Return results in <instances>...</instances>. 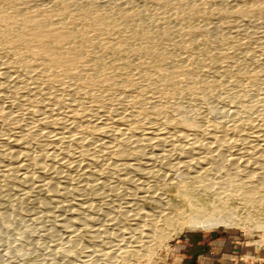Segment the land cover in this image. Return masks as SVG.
Returning a JSON list of instances; mask_svg holds the SVG:
<instances>
[{
    "label": "rangeland",
    "instance_id": "1",
    "mask_svg": "<svg viewBox=\"0 0 264 264\" xmlns=\"http://www.w3.org/2000/svg\"><path fill=\"white\" fill-rule=\"evenodd\" d=\"M261 143L264 0H0V264H264Z\"/></svg>",
    "mask_w": 264,
    "mask_h": 264
},
{
    "label": "bare ground",
    "instance_id": "2",
    "mask_svg": "<svg viewBox=\"0 0 264 264\" xmlns=\"http://www.w3.org/2000/svg\"><path fill=\"white\" fill-rule=\"evenodd\" d=\"M2 12V11H1ZM5 15V14H4ZM8 17V16H7ZM9 19V18H8ZM2 20V19H1ZM7 21V20H6ZM6 23V22H5ZM12 24V23H11ZM26 25V24H25ZM30 26H32V25H30ZM27 27V26H26ZM35 28H37V27H35ZM38 29V28H37ZM45 30H47V29H45ZM45 30H44V32H42V33H40L38 36L39 37H33V32H32V35L30 34V36H32L33 38L31 39V38H29L30 39V41L31 40H33L34 38H38V39H35V43H36V41L37 42H40L41 43V41L43 40H45L46 41V39L47 38H49L50 37V35H49V32L47 31V32H45ZM34 31V33H35V30H33ZM39 31H40V29H39ZM41 31H43V29L41 30ZM30 32V31H29ZM28 32V33H29ZM31 33V32H30ZM39 33V32H38ZM51 34V33H50ZM35 36L37 35V34H34ZM25 36V35H24ZM28 36V35H27ZM21 37H23V36H21ZM57 37V36H56ZM9 38V37H8ZM28 38L27 39H25V37H24V39H25V41L26 40H28ZM23 39V40H24ZM29 40H28V42H30ZM42 41V42H43ZM13 42V41H12ZM15 42H16V40H15ZM32 43H33V41H31ZM49 42V41H48ZM31 43V44H32ZM51 43V42H50ZM30 44V43H29ZM37 44H39V43H37ZM44 44V43H43ZM48 45V44H47ZM29 46H31V45H29ZM33 46H35V45H33ZM41 46V45H40ZM44 46V45H43ZM33 49V48H32ZM39 47H38V52H39ZM36 51V50H35ZM55 51V50H54ZM30 52V51H29ZM37 52V51H36ZM37 54V53H36ZM40 54V53H39ZM49 55V54H48ZM37 56V55H36ZM44 56V55H43ZM55 56V55H54ZM52 58V57H51ZM55 58V57H54ZM57 58V57H56ZM42 59V58H41ZM52 61V60H51ZM54 61H56V60H54ZM260 136V135H259ZM258 137V136H257ZM161 140V139H160ZM261 141H262V139H261ZM104 143V142H103ZM261 144H264V143H261ZM19 154V153H18ZM121 154V153H120ZM17 156V155H16ZM244 191V190H243ZM249 192V191H248ZM250 195V194H249ZM248 200L249 201H252L251 200V198H248ZM217 203V202H216ZM250 203H252V202H250ZM218 205V204H217ZM211 209L209 208V210H205V209H200L199 211H197V213H196V215L193 217H188L189 219H187L186 220V223H187V225L190 227V228H192V229H203V230H205V229H209V228H216V227H222V228H226V227H229V226H232L233 228H235V227H237V225H236V223L234 222V221H232V222H229V221H227V220H222V218H224L222 215V217H214V215L212 216V212H213V210L215 209V207H216V204L215 203H211ZM206 207V206H205ZM196 209V208H195ZM218 209V208H217ZM219 211H218V213L222 210V211H225L224 210V208H220V209H218ZM216 211L217 210H215V214H216ZM227 212V211H226ZM220 213H222V212H220ZM223 214V213H222ZM226 214H228V213H226ZM220 215V214H219ZM224 215H225V212H224ZM216 216V215H215ZM228 218V217H227ZM168 219V223H166V225H165V227H164V229H162V227H161V229H159L158 227H156V226H154V223H151L150 224V226H149V228H147L146 230L149 232V233H145V234H147V235H143V236H145V237H147L148 238V241H146V242H152V244L150 245V248H147V246H145L146 248H144L143 249V253L144 252H149L150 250H151V248L154 250V249H157V248H159L162 244H164L166 241H168L170 238H172L176 233H178V231L181 229V227L180 226H177V225H175V224H172L173 223V220L172 219H170V218H167L166 217V219L165 220H167ZM170 225H173L174 227H172V228H169L170 227ZM179 225V224H178ZM240 225H241V223H240ZM239 227V226H238ZM241 227L242 228H244V226L243 225H241ZM143 233V232H142ZM152 251V250H151ZM70 252H67L66 253V258L67 257H69L70 255ZM120 259H121V256H120ZM79 260V259H78ZM79 261H81V263H79V264H84V262H86L87 263V261L88 260H86V261H83V260H79ZM66 262L68 263L69 262V260L68 259H65V260H62V264H66ZM83 262V263H82ZM115 262H117V263H119L120 261H115ZM121 263V262H120Z\"/></svg>",
    "mask_w": 264,
    "mask_h": 264
},
{
    "label": "crops",
    "instance_id": "3",
    "mask_svg": "<svg viewBox=\"0 0 264 264\" xmlns=\"http://www.w3.org/2000/svg\"><path fill=\"white\" fill-rule=\"evenodd\" d=\"M212 240L209 239L208 241V239L205 238L196 241L193 239V236H190L189 239L186 238L177 242L173 245L172 249L174 251L177 250L184 255V258L187 261L185 264H229V257L227 256L222 259V255L230 253V251H227L226 249L232 241L229 240V242L225 243V241L222 242L219 237L213 241ZM182 243L186 245V248L181 246Z\"/></svg>",
    "mask_w": 264,
    "mask_h": 264
},
{
    "label": "built area",
    "instance_id": "4",
    "mask_svg": "<svg viewBox=\"0 0 264 264\" xmlns=\"http://www.w3.org/2000/svg\"><path fill=\"white\" fill-rule=\"evenodd\" d=\"M168 257H170V256H168ZM230 260L234 262L233 264H236V262H237V260L233 259V258H231ZM240 260H243V258H240ZM181 263H182V259L180 257H174L173 258L172 264H181ZM164 264H166V263H164ZM258 264H263V263H258Z\"/></svg>",
    "mask_w": 264,
    "mask_h": 264
},
{
    "label": "flooded vegetation",
    "instance_id": "5",
    "mask_svg": "<svg viewBox=\"0 0 264 264\" xmlns=\"http://www.w3.org/2000/svg\"><path fill=\"white\" fill-rule=\"evenodd\" d=\"M217 237H218V236H216V238H217ZM216 238H215V239H216Z\"/></svg>",
    "mask_w": 264,
    "mask_h": 264
}]
</instances>
